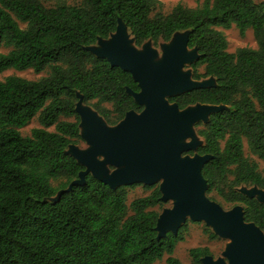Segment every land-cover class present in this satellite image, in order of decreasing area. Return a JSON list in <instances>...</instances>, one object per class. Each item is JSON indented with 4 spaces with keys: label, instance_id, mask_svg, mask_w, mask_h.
Segmentation results:
<instances>
[{
    "label": "trees",
    "instance_id": "16d2710c",
    "mask_svg": "<svg viewBox=\"0 0 264 264\" xmlns=\"http://www.w3.org/2000/svg\"><path fill=\"white\" fill-rule=\"evenodd\" d=\"M81 1L49 7L42 0H0V74L49 71L39 80H0V264H155L165 255L167 264H182L173 254L190 221L178 235L157 239L162 212L155 209L165 206L158 185L145 186L152 193L128 204V189L138 185L112 190L90 175L85 185L49 202L84 170L66 154L83 141L78 93L110 126L143 110L126 91H139L132 75L86 50L109 38L119 19L139 48L149 40L157 48L175 33L191 31L189 48L197 47L201 57L188 68L195 80L213 77L216 86L170 102L181 109L228 107L195 127L203 140L198 152L214 156L203 169L207 195L217 192L227 204L243 206L245 221L264 230V205L239 192L264 189V175L244 151L246 143L264 161V2L205 0L154 15L158 0ZM233 27L242 36L252 30L257 48L228 52L220 29ZM35 118L40 127L24 136L21 130ZM211 237L217 239L213 232ZM208 255V248L191 249V264Z\"/></svg>",
    "mask_w": 264,
    "mask_h": 264
},
{
    "label": "water",
    "instance_id": "95a60500",
    "mask_svg": "<svg viewBox=\"0 0 264 264\" xmlns=\"http://www.w3.org/2000/svg\"><path fill=\"white\" fill-rule=\"evenodd\" d=\"M190 34L177 32L169 42L161 43L160 56L151 40L137 47L127 25L119 19L109 38H99L97 44L86 48L112 68L132 75L139 91H126L143 110L129 111L121 122L110 126L78 93L75 111L87 148L72 144L66 154L84 170L49 202L56 204L74 187L85 185L90 175L112 190L158 185L161 201L171 203L158 217V240L178 235L188 221L203 223L227 245L222 257L205 256L202 264H264V233L245 221L244 208L238 205L225 210L207 195L209 185L203 169L214 156L198 152L203 140L195 127L207 124L212 115L228 107L199 103L181 109L170 102L185 93L216 86L213 77L195 80L188 68L201 57L197 47L189 48ZM239 192L264 205V189L242 187Z\"/></svg>",
    "mask_w": 264,
    "mask_h": 264
},
{
    "label": "rangeland",
    "instance_id": "374dc122",
    "mask_svg": "<svg viewBox=\"0 0 264 264\" xmlns=\"http://www.w3.org/2000/svg\"><path fill=\"white\" fill-rule=\"evenodd\" d=\"M47 6L52 7L55 6L59 2H65L68 5H79L81 4V0H42ZM161 6H159L154 11V15L157 12H161L163 14L170 13L173 8L178 4H183L190 8H196L199 5H201L205 0H158ZM256 2H264V0H256ZM222 31L228 41V52L235 53L237 50L241 48H251L256 49L257 43L253 35L252 30H248L244 36L240 34V31L233 27L229 30L220 29ZM157 49L159 50L160 56H162V51L157 46ZM8 50L3 49L2 52H7ZM200 72L204 71L203 67L199 68ZM49 71H45L41 74H36L32 70L18 72L14 70H10L7 72H4L0 74V80H4L9 76H18L22 77L28 80H39L43 77L48 76ZM109 108H111L110 105H107ZM68 121L74 122V118L66 119ZM40 127V123L37 118H35L29 126L22 129L21 132L24 136H30L31 131L34 128ZM50 130H54L53 128ZM79 147L82 149L87 148V145L85 142L81 141L78 144ZM245 155L253 162L257 163L259 166V171L264 175V161L259 159L257 156L252 155L249 152V149L247 147V144L245 143ZM152 193V190H149L145 188L144 185H138L134 188L128 189V204H130L133 200L137 198H141L144 196H148ZM210 197L213 199V201L218 202L225 210H230L233 206L231 204H227L222 197L218 195L217 192H214L210 194ZM210 198V199H211ZM211 199V200H212ZM171 203L165 204L164 208H170ZM155 210L162 212L163 209L156 208ZM211 230L205 224L203 223H193L188 222V228L185 232V241L180 242L174 251L173 256L177 258L182 264H191V256H190V250L195 248H208L212 254V256L217 259L222 256L223 251L225 250L227 241L222 240L220 238L214 239L211 237ZM168 256L165 255L164 258L161 261L156 262L155 264H167Z\"/></svg>",
    "mask_w": 264,
    "mask_h": 264
},
{
    "label": "flooded vegetation",
    "instance_id": "af4514ba",
    "mask_svg": "<svg viewBox=\"0 0 264 264\" xmlns=\"http://www.w3.org/2000/svg\"><path fill=\"white\" fill-rule=\"evenodd\" d=\"M237 206H238V205H237ZM239 206H241V205H239ZM234 207H235V206H233L232 208H234ZM242 207H243V206H242ZM232 208H231V209H232ZM243 208H244V207H243ZM244 213H245V211H244ZM247 223H252V222H247ZM254 224H255V223H254ZM255 225H256V224H255ZM256 226H257V225H256ZM261 231L264 233V230L261 229ZM218 238H220V237L217 236V239H218ZM220 239H221V238H220ZM222 240H224V239H222ZM226 245H227V244H226ZM225 249H226V247H225ZM224 251H225V250H224ZM224 251H223V252H224ZM222 255H223V253H222ZM221 257H222V256H221ZM219 258H220V257H219ZM219 258H217V259L214 258V259H215V260H218Z\"/></svg>",
    "mask_w": 264,
    "mask_h": 264
}]
</instances>
